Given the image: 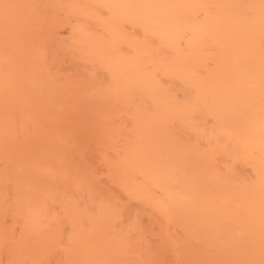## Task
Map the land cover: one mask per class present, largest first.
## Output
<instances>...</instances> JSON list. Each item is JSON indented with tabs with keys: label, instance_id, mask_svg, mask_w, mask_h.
<instances>
[{
	"label": "bare ground",
	"instance_id": "1",
	"mask_svg": "<svg viewBox=\"0 0 264 264\" xmlns=\"http://www.w3.org/2000/svg\"><path fill=\"white\" fill-rule=\"evenodd\" d=\"M0 264H264V0H0Z\"/></svg>",
	"mask_w": 264,
	"mask_h": 264
}]
</instances>
